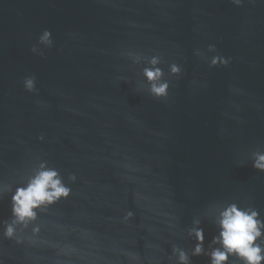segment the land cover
I'll return each mask as SVG.
<instances>
[{
    "label": "water",
    "instance_id": "1",
    "mask_svg": "<svg viewBox=\"0 0 264 264\" xmlns=\"http://www.w3.org/2000/svg\"><path fill=\"white\" fill-rule=\"evenodd\" d=\"M44 29L54 45H40L41 56L31 48ZM209 44L230 64L195 54L214 55ZM129 52L163 57L167 98L137 89L143 64ZM172 62L179 76L168 74ZM32 74L38 92L23 85ZM257 148L264 0H0V182L15 187L43 159L72 188L40 213L39 233L18 230L22 243L2 236L5 193L3 264H176L173 245L193 246L194 216L206 244L217 234L213 204L252 205L264 217Z\"/></svg>",
    "mask_w": 264,
    "mask_h": 264
},
{
    "label": "clouds",
    "instance_id": "2",
    "mask_svg": "<svg viewBox=\"0 0 264 264\" xmlns=\"http://www.w3.org/2000/svg\"><path fill=\"white\" fill-rule=\"evenodd\" d=\"M240 6L245 0H232ZM45 48L54 45L53 33L50 29H44L38 37V43L31 48L33 53L44 55ZM208 52L197 49L195 54L207 60L209 66L215 67L230 64L232 57L220 54L215 44L208 45ZM133 63L143 64L141 75L143 86L138 90H146L156 98H167L170 94L171 80L166 78L165 69L161 66L166 63L161 55L145 56L140 53L129 52ZM168 74L179 76L183 73V67L176 62L168 64ZM23 85L29 92H38L37 77L32 74L24 77ZM43 139V136L40 137ZM252 167L264 171V148H257L251 152ZM77 179L73 173L69 180ZM5 193H11V219L3 222L2 236L7 239H15L17 243L23 242L18 230L23 232L32 226L33 233H39L40 227L34 222L41 212L61 199L68 198L72 188L65 182L59 168L50 165L47 160H39L32 167L26 179L13 187V185L0 182V199ZM214 212L211 215L218 231L206 244V233L203 221L199 216H194L191 225L187 228L188 237L194 242L190 249L178 244L173 245L170 259L174 258L176 264H193V257L206 255L210 258V264H264V217L258 208L252 205L241 206L238 202H219L212 205ZM134 213L129 211L125 219L132 217ZM0 264L3 260L0 259Z\"/></svg>",
    "mask_w": 264,
    "mask_h": 264
}]
</instances>
